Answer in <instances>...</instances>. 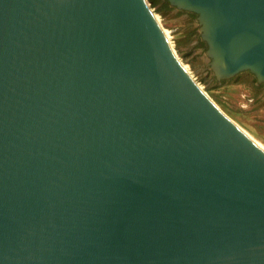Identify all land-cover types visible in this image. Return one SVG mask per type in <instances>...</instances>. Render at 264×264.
I'll list each match as a JSON object with an SVG mask.
<instances>
[{"label": "water", "instance_id": "water-1", "mask_svg": "<svg viewBox=\"0 0 264 264\" xmlns=\"http://www.w3.org/2000/svg\"><path fill=\"white\" fill-rule=\"evenodd\" d=\"M164 1L194 78L146 0H0V264H264V138L194 80L264 84V0Z\"/></svg>", "mask_w": 264, "mask_h": 264}, {"label": "rangeland", "instance_id": "rangeland-1", "mask_svg": "<svg viewBox=\"0 0 264 264\" xmlns=\"http://www.w3.org/2000/svg\"><path fill=\"white\" fill-rule=\"evenodd\" d=\"M155 13L170 45L184 68L194 78L210 63L207 46L200 38L199 24L192 13L170 6L164 0H146ZM214 103L244 130L264 138V85L242 72L230 79H217L209 66L194 79ZM216 86V87H214ZM214 87V88H213Z\"/></svg>", "mask_w": 264, "mask_h": 264}, {"label": "trees", "instance_id": "trees-1", "mask_svg": "<svg viewBox=\"0 0 264 264\" xmlns=\"http://www.w3.org/2000/svg\"><path fill=\"white\" fill-rule=\"evenodd\" d=\"M150 3H151V5H152V7H155V6H156V3L154 2V0H152ZM192 15H193L195 18L197 17V16H196L195 14H193V13H192Z\"/></svg>", "mask_w": 264, "mask_h": 264}, {"label": "bare ground", "instance_id": "bare-ground-1", "mask_svg": "<svg viewBox=\"0 0 264 264\" xmlns=\"http://www.w3.org/2000/svg\"><path fill=\"white\" fill-rule=\"evenodd\" d=\"M184 67V66H183ZM186 69V68H185ZM208 96V95H207ZM209 97V96H208ZM210 98V97H209ZM210 100H212L211 98H210ZM236 124V123H235ZM237 126H239L238 124H237ZM240 127V126H239ZM240 128H242V127H240ZM243 129V128H242Z\"/></svg>", "mask_w": 264, "mask_h": 264}, {"label": "flooded vegetation", "instance_id": "flooded-vegetation-1", "mask_svg": "<svg viewBox=\"0 0 264 264\" xmlns=\"http://www.w3.org/2000/svg\"><path fill=\"white\" fill-rule=\"evenodd\" d=\"M260 85V84H259ZM264 85V84H263ZM262 88H264V87H262Z\"/></svg>", "mask_w": 264, "mask_h": 264}]
</instances>
